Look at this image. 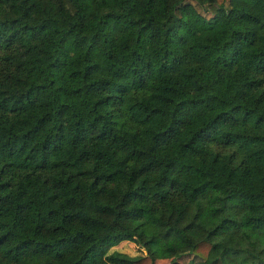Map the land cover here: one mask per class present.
Returning a JSON list of instances; mask_svg holds the SVG:
<instances>
[{
	"label": "trees",
	"instance_id": "1",
	"mask_svg": "<svg viewBox=\"0 0 264 264\" xmlns=\"http://www.w3.org/2000/svg\"><path fill=\"white\" fill-rule=\"evenodd\" d=\"M192 1L0 0V264H264V0Z\"/></svg>",
	"mask_w": 264,
	"mask_h": 264
},
{
	"label": "rangeland",
	"instance_id": "2",
	"mask_svg": "<svg viewBox=\"0 0 264 264\" xmlns=\"http://www.w3.org/2000/svg\"><path fill=\"white\" fill-rule=\"evenodd\" d=\"M191 3L194 4L195 8L203 15L205 16H209V12L207 11H204L201 6L197 5L194 1L190 0ZM134 248V245L130 244L129 246H122V249L124 250V252H130L131 251V248ZM138 249V248H137ZM141 251V250H140ZM138 254V253H136ZM189 258H194L195 260L197 259L196 257L192 256V255H189V254H183L181 255L180 257H178V260H187ZM167 261L165 259H157L155 261V264H164L166 263Z\"/></svg>",
	"mask_w": 264,
	"mask_h": 264
},
{
	"label": "crops",
	"instance_id": "3",
	"mask_svg": "<svg viewBox=\"0 0 264 264\" xmlns=\"http://www.w3.org/2000/svg\"><path fill=\"white\" fill-rule=\"evenodd\" d=\"M130 244L134 245V248H131L130 252H127L129 254H140L143 253V250L141 248H138L133 242L128 241V240H122L119 243H117L116 245L113 246L114 249L120 250V251H124L122 249V246H129ZM138 248V249H137ZM141 250V251H140Z\"/></svg>",
	"mask_w": 264,
	"mask_h": 264
}]
</instances>
